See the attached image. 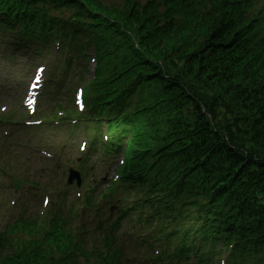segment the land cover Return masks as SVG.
Wrapping results in <instances>:
<instances>
[{
	"label": "trees",
	"instance_id": "1",
	"mask_svg": "<svg viewBox=\"0 0 264 264\" xmlns=\"http://www.w3.org/2000/svg\"><path fill=\"white\" fill-rule=\"evenodd\" d=\"M68 1L87 9L73 42L85 33L96 41L94 103L107 99L112 110L123 104L139 109L133 121L146 151L140 162L155 150L176 153L168 144L180 139L179 132L188 137L192 149L187 157L203 169L194 194L211 208L238 210L245 220L233 231L240 234L242 224L254 226L248 245L255 256L259 251L264 264V39L252 37L255 20L249 6L241 4L247 1L219 0L207 17L201 13L203 5H189L188 0H158L164 9L160 17L153 16L154 0H147L140 12L135 0L116 5L103 0H9L5 11L13 14L22 7L25 13L39 4L48 11ZM187 116L191 124L185 123ZM225 163L230 186L240 194L219 189ZM188 168L196 170L191 164ZM247 260L232 254L233 264ZM3 264L41 263L35 255L18 253Z\"/></svg>",
	"mask_w": 264,
	"mask_h": 264
},
{
	"label": "rangeland",
	"instance_id": "2",
	"mask_svg": "<svg viewBox=\"0 0 264 264\" xmlns=\"http://www.w3.org/2000/svg\"><path fill=\"white\" fill-rule=\"evenodd\" d=\"M104 2L108 5L111 4H121L122 0H104ZM145 0H136V5L138 7H142V3H144ZM155 7L158 5V3L155 2ZM164 9H161L159 6H157L156 8V15L155 16H161L163 13ZM10 60L7 61V63H9ZM17 63H20L19 61ZM16 63V64H17ZM16 64H10V67H3L0 71V73H2L1 76V80H0V85H8V86H12L13 90L12 92H8L7 94L5 93L6 90H3L4 96H2L0 98V105L3 103H7L9 104H13V105H9L13 110L14 108H18L16 106V103H18V101L22 99L23 94L25 92V87L27 84V76H25L24 78V83L20 84L18 81L20 78H22L29 70H30V63L23 67L22 69L19 71V69L16 68ZM19 71V72H17ZM8 76V77H7ZM10 83H8V81ZM27 79V81H26ZM5 81L7 83H5ZM75 81V80H74ZM23 86V88H22ZM18 87V88H17ZM22 88V89H21ZM1 91V89H0ZM65 91V89L63 90ZM66 101V100H65ZM15 112V111H14ZM12 138V137H11ZM55 147H56V152L55 154H58L61 157V162H64L65 160H71L72 155L75 153V143L73 141V139L67 134V133H60L57 135V139H55ZM16 141H19V139H17ZM26 142V139H22L20 141V143L18 144H22ZM17 144H10L9 147L6 151L11 152L15 158V152L17 151L16 149H19L18 147L15 146ZM23 155V154H22ZM40 158V157H39ZM88 168L91 169L92 172V177H94L95 179H99L101 177H104L103 173L106 171V169L104 167L101 166V164L99 163V161L96 158H93L92 160H90L88 162ZM45 175H41V174H33L32 173V178L33 179H37L41 184H45V178L47 176L46 172L47 170L44 169ZM35 193V192H33ZM37 196L32 195L31 198H29L25 203L22 202L20 203V205L18 204V215L17 218L18 219H24L27 218L26 221H29L30 224H32L35 222V218H36V208L39 205V193L36 192ZM1 196L3 197H7L10 199H13L14 196L12 195V190L9 191L8 193H2ZM27 199V198H26ZM28 224V223H27ZM29 225V224H28ZM21 239H24V241H26L28 238L25 235L20 236ZM19 238V239H20ZM127 247V246H126Z\"/></svg>",
	"mask_w": 264,
	"mask_h": 264
}]
</instances>
